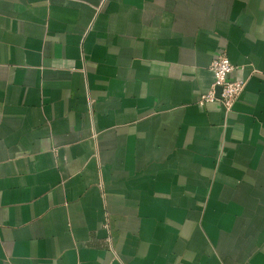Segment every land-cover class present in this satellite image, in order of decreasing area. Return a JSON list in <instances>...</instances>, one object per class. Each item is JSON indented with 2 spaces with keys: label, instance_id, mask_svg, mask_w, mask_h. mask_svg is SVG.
Listing matches in <instances>:
<instances>
[{
  "label": "crops",
  "instance_id": "crops-1",
  "mask_svg": "<svg viewBox=\"0 0 264 264\" xmlns=\"http://www.w3.org/2000/svg\"><path fill=\"white\" fill-rule=\"evenodd\" d=\"M0 264H264V0H0Z\"/></svg>",
  "mask_w": 264,
  "mask_h": 264
},
{
  "label": "built area",
  "instance_id": "built-area-1",
  "mask_svg": "<svg viewBox=\"0 0 264 264\" xmlns=\"http://www.w3.org/2000/svg\"><path fill=\"white\" fill-rule=\"evenodd\" d=\"M210 70L213 74V82L210 90L199 97L198 103L204 105L216 102L226 111H229L243 91L245 83L230 78L235 67L229 62L224 53H219L213 58ZM216 88L220 89L218 96L216 95Z\"/></svg>",
  "mask_w": 264,
  "mask_h": 264
},
{
  "label": "water",
  "instance_id": "water-1",
  "mask_svg": "<svg viewBox=\"0 0 264 264\" xmlns=\"http://www.w3.org/2000/svg\"><path fill=\"white\" fill-rule=\"evenodd\" d=\"M219 92H220V89L219 88H216V95L217 96L219 95Z\"/></svg>",
  "mask_w": 264,
  "mask_h": 264
}]
</instances>
